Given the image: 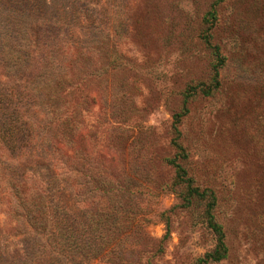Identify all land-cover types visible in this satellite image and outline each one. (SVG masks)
Returning <instances> with one entry per match:
<instances>
[{"label": "rangeland", "instance_id": "1", "mask_svg": "<svg viewBox=\"0 0 264 264\" xmlns=\"http://www.w3.org/2000/svg\"><path fill=\"white\" fill-rule=\"evenodd\" d=\"M47 1L48 18L63 17L65 40L87 47L79 58L86 68L76 207L96 215L113 208L122 238L112 248L126 253L117 264H198L215 247L205 203L184 205L167 163L177 154L175 115L185 99L177 128L187 158L179 162L216 195L229 248L216 264H264V0ZM208 30L225 58L210 95L202 91L214 84ZM87 158L94 179L112 180L110 198L95 193L90 201ZM13 204L0 198V241L11 264L26 247Z\"/></svg>", "mask_w": 264, "mask_h": 264}, {"label": "trees", "instance_id": "2", "mask_svg": "<svg viewBox=\"0 0 264 264\" xmlns=\"http://www.w3.org/2000/svg\"><path fill=\"white\" fill-rule=\"evenodd\" d=\"M50 8L47 0H0V198L9 197L14 203L17 234H23L26 245L14 251V264H117L126 253L112 248L122 238L114 234L113 208L105 213V205V211L96 215L91 206L84 212L76 207L78 104L83 86L79 73L86 68L79 58L87 47L77 39L65 40L60 26L63 17L48 18ZM210 38L208 30L205 40L216 62L213 86L202 89L206 95L219 87V72L225 65ZM197 89L192 87L187 98ZM186 103L187 99L182 112L175 115L177 136L171 144L177 154L167 163L175 170L174 184L183 187L184 205L205 203L204 220L216 244L198 264H216L229 254L224 228L214 214L216 195L197 186L179 162L187 158L177 128L188 113ZM90 162L87 158L85 184L90 201L95 193L110 198L112 180L108 174L94 179ZM8 260L0 241V264H11Z\"/></svg>", "mask_w": 264, "mask_h": 264}]
</instances>
